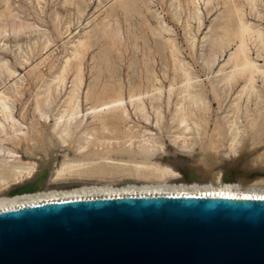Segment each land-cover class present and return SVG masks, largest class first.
<instances>
[{
	"label": "rangeland",
	"instance_id": "rangeland-1",
	"mask_svg": "<svg viewBox=\"0 0 264 264\" xmlns=\"http://www.w3.org/2000/svg\"><path fill=\"white\" fill-rule=\"evenodd\" d=\"M78 1L8 0L13 12H16L17 15L15 23L18 25L20 22L17 27H21L16 30L17 32H14L10 21L1 15L5 3L0 0V28L4 29L2 31L0 29V33H2L0 34V63L5 60L7 66L19 73L18 77H20L19 80H16L17 88H15L11 83L16 78L11 79L3 69L4 65L0 64V87L3 86L5 93L11 99H9V104L14 109L15 117L25 125L37 122L52 123L64 112L63 121H66L72 112V103L80 99L78 102L79 112L73 116L74 121L72 122L81 125L78 124L75 126L76 128H72L71 133L74 137L77 136L76 140L82 143H85L83 138L90 134L94 138L91 140L96 141L94 148L90 144L85 151L78 154L81 157L90 159L104 157L108 161L114 158L128 159L132 153L127 150L128 142H125L124 133L127 132L128 126L133 124L135 126L132 128L136 129V133H141L145 126L157 136V142L163 143L164 149L167 151V156L163 161L173 169L184 173L188 170H196L197 165L204 168L207 171H205L206 175L210 176V178H206V176L199 178L198 182L183 179L185 181L175 183L177 186L183 184L190 186L195 183L215 185L217 183L214 177L219 173L221 183L224 181V183H235L242 186L252 184V187H264V144H260L256 148L237 146L235 151L227 152L228 144L223 142L224 120L234 117L241 122L249 120L250 117L253 120H264V81L260 77L256 79L257 90L259 89V94L262 95L258 98L250 91L248 94L247 91L243 92L244 94L241 93L239 90L243 85L241 75H237L234 82L233 80L230 83L221 81L224 72L219 73L217 70L224 62L223 58H227L228 48L224 44L221 57L219 48L215 45L212 47L209 43L212 35L214 38L216 32L221 31L217 27L221 20L217 14L230 7L232 2H228L231 0H210L208 1L210 3H206V0H197L199 20L196 19L198 18L196 15L193 17L195 14L193 13L194 5L190 0H145L147 6L142 2L138 3L137 11L122 7L119 0H84L83 6L87 4L83 9L82 4H78ZM232 1L244 9L246 20L264 28V0H256V9L252 8L253 10L247 0ZM228 4L229 6H227ZM149 12L150 14H152L151 12L155 13L157 18H154ZM157 21H162L166 28ZM213 23L217 25L212 28ZM207 34L210 35L207 36ZM44 37L49 41L47 47L45 44L48 41ZM77 38L84 39V45L85 43L86 45L85 47L82 45L80 60L82 83L81 85L77 83L79 88L73 96L72 90L69 91V89L76 83L74 77L79 60L69 57L72 56L73 43ZM167 38L176 46V56L171 55L169 44L163 45L162 42H159L160 39ZM250 40H247V45L251 56L258 63L264 64V49H261L258 44L256 46ZM232 46L233 44L229 48ZM257 50L258 53H256ZM210 54L219 56L213 65L210 64L213 59ZM45 56L47 57L44 58ZM42 58L44 59L42 60ZM66 58L69 59L67 63L64 62ZM64 66V82L61 83L54 79ZM229 66L227 64L223 66V69L227 71L230 69ZM184 70L191 75L189 85L186 84ZM153 86L159 88L161 93L153 91ZM72 87L74 88V86ZM154 92L155 94H153ZM156 94H159V100L154 99ZM196 95L201 96L206 102L202 104L203 107L205 105L204 108L202 107L203 112L197 110V117H193L203 129H200V133L197 134L192 121H188L192 126V129L186 132L189 137L188 144L194 143V146L191 153L185 154L171 143V136L179 132V129H175L177 119L173 118V110L180 103L184 106L195 104V100L198 103ZM70 96H73V99H68ZM115 98H121L124 104L120 107L102 106L103 102L106 103ZM64 99L67 100V103ZM140 102L144 105L148 115L146 120L136 109L141 104ZM155 103H160L162 108L163 119H160L162 120L161 124L164 125L162 131L154 125L157 115L151 107ZM199 103L198 105H201ZM122 107L125 108V111ZM65 108L67 109L65 110ZM69 108L70 110H68ZM41 112H45L47 118L43 117ZM218 127H222V130ZM31 131L33 130L29 129V132ZM43 131L48 132L47 130ZM2 146L4 149L12 147L10 142H6ZM113 147L115 148L113 149ZM134 149L136 148L134 147ZM17 150L18 155L22 156L24 161L30 159L40 163L45 154L50 151H52L50 152L52 156L55 154L52 159L53 165L62 160V156L57 152V147L49 148L42 143L38 144L33 152L27 151L24 143ZM156 153L159 154L160 151L157 150ZM96 177L97 175H88L83 178H72L69 182L60 184L48 182L44 188L39 190L29 187L33 180H24L22 184H11L9 187L1 189L0 201L15 199L26 193L29 194V192L36 195L40 192H62L82 186L118 188L130 184L154 186L152 183L134 180L128 175L121 177L115 175L112 179ZM259 179H263L262 183L253 184ZM26 187L28 188L26 189ZM21 189L25 190L21 192L19 191Z\"/></svg>",
	"mask_w": 264,
	"mask_h": 264
},
{
	"label": "bare ground",
	"instance_id": "bare-ground-1",
	"mask_svg": "<svg viewBox=\"0 0 264 264\" xmlns=\"http://www.w3.org/2000/svg\"><path fill=\"white\" fill-rule=\"evenodd\" d=\"M3 1L5 4H4V8L2 9L1 15L10 21L12 30H15L14 32H17L16 30L20 29L21 27L20 26H19V28L17 27L20 22H18V25H16L17 23H15L17 21V17L15 18V16H17L15 14L16 12H13V8L8 3V0H3ZM119 1L121 2L122 7L126 8V9L130 8V10H136L138 8L137 7L138 3H141V2L147 6L145 0H119ZM190 1H192L193 5H194V7H193L194 12L193 13H195V14H193V17H194V15H196L198 17L196 19L199 20V7L197 5V0H190ZM208 1H210V0H206L205 2L210 3ZM228 1H230V0H228ZM247 1H249V5H250L251 9L252 8L256 9V0H247ZM83 2H84V0L78 1V4H82V9H83V7L86 8L85 6L87 4V3L86 4L84 3L85 5L83 6ZM116 2H118V1H116ZM231 2L233 3L232 0L228 3H231ZM232 3L230 5V7L225 8L226 10L224 9V10H222L223 12H221L220 14H217V16L221 18V20L219 21L220 24H219V26H217V27H219L218 29H220L221 31L220 32L215 31L216 37L213 38V35H212V37L210 36L211 40L209 39V43H211V46L215 45L217 48H219V51H221L219 56H221V57L223 56L224 44H226L225 46H226V48H228L227 58L226 59L223 58L224 62L222 64H220V66L218 68L219 70H217L219 73L222 71L224 72L223 78L221 77L222 78L221 81L223 80L224 82L226 81L227 83H230L233 80V82H234L235 77L237 75H239V76L241 75L243 77L242 78L243 79V85H241L242 87H241V89H239L241 91V93L247 91V94H248V92L250 91L251 93L253 92L255 94V97L257 96V98H258L262 95L259 94L260 90L259 89L257 90L256 79L258 77H260L261 80L264 81V64L258 63L256 61V59L251 56L250 49L247 45L248 44L247 40L251 39L255 43L256 46L258 44L261 47V49L262 48L264 49V28L260 27L259 25H255L254 23L250 22L249 20H246L244 18V12H243L244 9L241 8L240 5H237L234 3L232 4ZM207 5H205V6H207ZM227 6H229V4ZM208 7H210V6H208ZM82 9H80V10H82ZM206 9H207V7H206ZM151 13L152 14H150V12H149L150 15H152L154 18H157V15L155 13H153V12H151ZM78 14H80V13H78ZM217 16H215V17H217ZM15 19H16V21H15ZM216 21H218V20H216ZM157 22L161 23L162 27L166 28V25L162 21H157ZM219 22H217V23H219ZM215 25H217V24L213 23V26H211V27L213 28ZM164 28H162V29H164ZM0 29H1V31L4 30L3 28H0ZM215 29L218 30L217 28H215ZM3 33H4V31H3ZM87 33H88V31H87ZM0 34H2V33H0ZM209 35L207 34V36H209ZM231 35H233V36H231ZM44 38H46V37H44ZM46 40H47V38H46ZM160 40L161 41H159V40L158 41L162 42L163 45L169 44L168 47H169L170 53L172 56H174L176 53V46L174 45V43H172L168 38L164 39V40L163 39H160ZM50 43H51V41H50ZM250 43H252V42H250ZM204 44H206V43H204ZM232 44H233V46L229 48V46ZM47 45H49V41L45 44V47H47ZM82 45H84V39L77 38L75 40V42L73 43V49L71 52L72 56L69 57V58H74V59L79 60V64L77 63L78 64L77 70H76V74L74 77L75 78L74 82H76V83L75 84L73 83L74 85H71V89H69V91L72 90L73 96L76 94V91L79 88V85H81V83H82L81 82V75H80V71H81L80 60H81V54H82ZM85 45H86V43H85ZM85 45H84V47H85ZM143 47H145V46H143ZM207 49H208V47H207ZM255 49H256V47H255ZM209 53H212V52H209ZM256 53H258V50ZM210 55L213 58L211 60L210 64L213 65V63L216 62V59H217V57L219 58V56H217L216 54H210ZM46 57L47 56H45L44 58H46ZM256 57H257V55H256ZM44 58H42V60ZM203 58H205V57H203ZM68 60L69 59L66 58V59H64V62L67 63ZM40 61H41V59H40ZM0 64L4 65L3 69L8 73V76L11 77V79L16 78L15 80H12L11 85H14L15 88H17L16 80L20 79V77H18L19 73H17L15 70L8 67L5 60ZM227 64L230 65L228 67L230 69L225 71L226 69H223V66H225ZM65 66L63 68L61 67L62 69L60 70L61 71L60 74L57 75L55 77L56 79H54V80H58L61 83L64 82ZM177 68H178V66H177ZM216 74H217V72H216ZM184 75L186 78V80H185L186 84L189 85L190 80H191V78H190L191 75H189V73L185 70H184ZM96 77H97V75H96ZM52 81H53V79H52ZM77 83H79V85H77ZM72 86H74V88ZM9 88H11V87H9ZM15 88H14V90H16ZM152 89L155 92H160V89L157 87H154ZM183 89H185V88H183ZM155 92L153 94H155ZM189 92H187V93H189ZM197 94H199V93H197ZM73 96H70V98L68 97V99H73ZM158 96H159V94H156V96H155L156 98H154V99L159 100ZM190 97H191V95H190ZM197 97H198V101L201 103V105H198L199 102L196 103V100L194 99L195 104H192L191 106H187V105L184 106L183 104L180 103V104H177L175 106V109L173 110L174 111L173 112L174 117L173 116L172 117L177 119L175 129H179V132L176 134H173L171 136L172 137L171 143H173V145H176L178 147V149L185 154L191 153L193 151V146H194V143L188 144L189 143L188 142L189 137L187 136L186 132L189 131L190 129H192V126L190 125V123L188 121H192V124L194 125L195 131L197 134L200 133V129H203V127L197 121H195L193 119V117H195V118L197 117V110L202 111V109L205 107V105L203 107L202 104L206 103L203 101L201 96L196 95V98ZM9 99L10 98L5 93L3 86L0 87V190L4 189L6 187H9L11 184H22L24 180H33V182L30 184L29 187L33 190H39L41 188H44L48 184V182H56L57 184L67 183L72 178H83V177H87L88 175H91V176L97 175V177L98 176L108 177L109 179H112L113 177H115V175L117 177L128 175V176L132 177L134 180H138V181H141L144 183H150V184L152 183V184H154V186H152V185H141V184H140V186H138L136 184H130V185H127V186H124L121 188L120 187L119 188L118 187H101V186L100 187H95V186L84 187V186H82L80 188H74V189L65 190L62 192L61 191L60 192L59 191L40 192L36 195L29 192V194L26 193L23 196H18L15 199H4V200L0 201V211L6 210V209L36 205V204L61 202V201H69V200H77V199H86V198L120 197V196H160V195L222 196V197H244V198L264 199V187H261V188L252 187L251 186L252 184L242 186V185L235 184V183H224V181H223V183H221L219 173H217L214 177L215 181L217 183L215 185H211V184L199 185L198 183H195L194 185H190V186H187L184 184L181 186H177L175 183L180 182V181H185L183 179L198 182V180H200L201 178H205V176H206V178H210V176L208 177L206 175L207 171L204 170V168L197 166V165H196V168H197L196 170H188L184 173H181L180 171L173 169L168 163L163 161V159L167 156V151L164 149L163 143L157 142V136H155V134L151 130L146 128L145 126H144V129L141 130V133H138V132L136 133V129L132 128V126L134 127L135 125L132 124V125L128 126L127 132L124 133V136L126 137L125 142L126 143L128 142V145H127L128 149L127 150L130 151V153H132V155L129 156L128 159H116V158H114V159H110V161H108V159H106L104 157H103L104 159L103 158L102 159L101 158H98V159H92L91 158L90 159L87 157H81L78 154L81 153L82 151H85V149L87 147H89L90 144L94 148L96 145L95 144L96 141L94 142L91 140L94 138L89 133L90 134L89 136L85 135L86 137L83 138L84 139L83 142H85V143H82L79 140H76L75 137H77V136L74 137V135L71 133L72 128H74L75 126L80 124V123L76 124V123L72 122V121H74L73 116L79 112L78 102L80 99L79 100L77 99L78 100L77 102L72 103V106H73L72 112H71V114L69 113L70 115H69V117L67 116L68 119L66 121H63V113H64L63 112L52 123H49V122L39 123V122H37V123H31L30 125H25L24 123H22L19 119H17L15 117L14 109L9 104ZM258 100H260V99H258ZM65 101L64 102L67 103V100H65ZM70 102L71 101L69 100V103ZM138 102H139V100H138ZM122 104H124V103H123V100L121 98H115L112 100H108V102H106V103L103 102L102 106H105L107 108L111 107V106L120 107ZM159 104L158 103L152 104L151 108L154 109V111L157 115V118H156L154 125L157 127V129L162 131V128H163L162 126H164V125L161 124L162 120H160V119L163 116V112H162V108L160 107ZM70 105H71V103H70ZM70 105H69V107H71ZM255 107H256V105H255ZM122 108L125 111V108L124 107H122ZM66 109L67 108H65V110ZM136 109L140 111V114L142 115L144 120L148 119V115H147V113L145 111V107L142 103L140 105H138ZM258 109H260V108H258ZM68 110H70V108ZM118 110H119V108H118ZM246 113H247V111H246ZM258 113H260V112L258 111ZM41 115L43 117L47 118V115L45 112H41ZM230 116H232V115H230ZM233 116H234V114H233ZM114 118H112V119H114ZM170 120H172V119H170ZM103 125H105V124H103ZM104 127H102V128H104ZM218 128H220V130H222V127H218ZM29 129H32L34 132L33 131L29 132ZM42 129L47 130L48 132H44ZM197 134H196V136H197ZM6 142H10L12 147L4 149L2 145ZM223 142L224 143L226 142L228 144L227 152L235 151L237 146L243 147V148H248V147L256 148L258 145L264 144V120H261V121L253 120L251 117L249 120H246L245 122H241V121H239V119L237 120L235 117L233 119L231 118L230 120H224L223 121ZM23 143L25 144V149L27 151L29 150L30 152L31 151L33 152V150H35L37 148V145L38 144L41 145V143H42V145H44V144H45V146L47 145L49 148L57 147V149H58L57 152L59 153V155L62 156V160L59 163H57L56 165H53L52 159H53L55 154H53V156H52L50 153L52 151H50V152L45 154V157L42 158L40 163H38L36 160H30V159L29 160L27 159V161H24L22 156L18 155L19 152L17 150V148L22 146ZM134 147L136 149H134ZM114 148L115 147H113V149ZM107 149H109V148H107ZM157 150L160 151L159 154L156 153ZM71 152H72V154H71ZM115 153H116V151H115ZM192 161H194V160H192ZM262 181H263V179H259V180L255 181L253 184H255V183L260 184V183H262ZM27 188L28 187H26V189ZM22 190H25V189H21L19 191L22 192Z\"/></svg>",
	"mask_w": 264,
	"mask_h": 264
},
{
	"label": "water",
	"instance_id": "water-1",
	"mask_svg": "<svg viewBox=\"0 0 264 264\" xmlns=\"http://www.w3.org/2000/svg\"><path fill=\"white\" fill-rule=\"evenodd\" d=\"M0 264H264V199L120 196L6 209Z\"/></svg>",
	"mask_w": 264,
	"mask_h": 264
}]
</instances>
